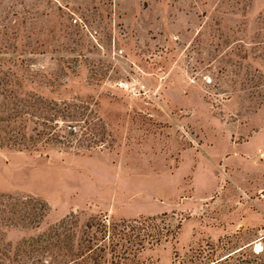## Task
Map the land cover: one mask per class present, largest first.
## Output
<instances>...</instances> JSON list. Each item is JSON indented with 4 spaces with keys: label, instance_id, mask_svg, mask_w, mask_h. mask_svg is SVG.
Segmentation results:
<instances>
[{
    "label": "rangeland",
    "instance_id": "obj_1",
    "mask_svg": "<svg viewBox=\"0 0 264 264\" xmlns=\"http://www.w3.org/2000/svg\"><path fill=\"white\" fill-rule=\"evenodd\" d=\"M0 140L3 260L96 216L157 219L153 264L260 251L264 0H0Z\"/></svg>",
    "mask_w": 264,
    "mask_h": 264
},
{
    "label": "trees",
    "instance_id": "obj_2",
    "mask_svg": "<svg viewBox=\"0 0 264 264\" xmlns=\"http://www.w3.org/2000/svg\"><path fill=\"white\" fill-rule=\"evenodd\" d=\"M11 87L19 88L18 84ZM7 137L2 138L3 142L19 139ZM9 199L13 198L0 201V213H22L17 212ZM28 215H32L28 223L38 226L36 219L41 216ZM156 220L150 217L111 220L106 216L93 217L83 224L67 220L55 226L48 236H42L38 243L32 241L25 248L7 244L5 259L0 257L1 264H153L144 254L159 245L164 237L154 225ZM209 249V252L197 250L181 260L177 257L178 264H264V247L257 252L247 245L221 257L216 256V247L209 246Z\"/></svg>",
    "mask_w": 264,
    "mask_h": 264
}]
</instances>
